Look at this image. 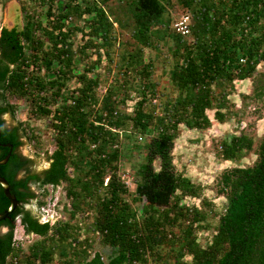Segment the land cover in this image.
<instances>
[{
    "label": "trees",
    "instance_id": "16d2710c",
    "mask_svg": "<svg viewBox=\"0 0 264 264\" xmlns=\"http://www.w3.org/2000/svg\"><path fill=\"white\" fill-rule=\"evenodd\" d=\"M173 1L122 0L127 8L121 10L112 6L114 0H103L100 6L87 3L84 8L70 0L64 10L59 0L55 25L59 33L45 30L53 49L40 57L36 49L42 48L43 42L36 39V22L30 16L23 30L0 25V118L9 114L15 121L16 108L9 96L27 98L33 114L49 117L56 131V148L51 153L45 151L49 165L38 169L35 158L18 152L31 139L24 123L2 129L0 142L13 147L0 144V160L12 151L9 161L0 165V177L9 182L18 206L0 221V264H264V135L257 147L247 133L221 142L226 160L246 152H255L257 159L250 166H235L222 173L218 193L226 197L227 207L206 245L195 235L196 228L206 227L200 224L205 213L181 204L185 196H197L200 187L178 172L173 162L181 124L189 129L208 128L211 118L207 111L215 108V117L225 120L227 114L220 109L229 92L222 90L218 98L215 86L224 89L236 80L254 78V95L264 97V74L255 76L257 66L264 61V0H178L184 14L192 19L187 36L178 34L174 21L166 17ZM125 12L126 18L133 15L131 21H123ZM84 14L91 19V30L85 34L89 38L74 51L69 41L73 30L69 27L64 31V22ZM117 23L121 28L133 27L138 42L122 54L120 68L126 74L141 66L137 71L146 79L133 114L115 106L113 87L106 92L100 110L96 109L100 79L82 73L75 57L77 52L81 59L89 57L87 49L93 46L103 47L110 59ZM258 30L262 33L257 35ZM170 40L174 44L169 49L173 57L170 83L179 94L166 101L163 116H156L146 108L149 93L155 95V82L151 80L153 65L143 62L142 52L148 47L161 53L160 46ZM96 53L101 56L99 50ZM39 62L47 71L45 78L34 69L30 71ZM100 62L94 61L87 72ZM76 75L80 84L70 88L68 81ZM0 125L5 126L6 119L1 118ZM124 135L125 139L133 135L146 139L140 146H144V161L135 169L131 200L130 190L119 175L120 160L126 155L119 146ZM63 183L68 184L67 195L73 201L58 203L69 211L71 219L82 207L83 192L92 198L89 208L95 214L90 229L99 234L103 246L110 247L109 253L95 250L90 236L80 240L78 229L69 221L44 220L43 209L53 202V191ZM10 204L0 184V214ZM18 221L26 236L37 237L27 250L23 244L14 245ZM179 225L185 226L181 229ZM174 226L181 232L175 233Z\"/></svg>",
    "mask_w": 264,
    "mask_h": 264
},
{
    "label": "rangeland",
    "instance_id": "374dc122",
    "mask_svg": "<svg viewBox=\"0 0 264 264\" xmlns=\"http://www.w3.org/2000/svg\"><path fill=\"white\" fill-rule=\"evenodd\" d=\"M58 1L53 0H0V25H3L4 20L7 24L8 16L11 12L18 13V18L13 19L9 27H13L17 24L19 30H23L27 24V17L30 16L33 22H36L34 29V35L36 39L43 42V47L36 49V52L40 56H43L45 51H51L53 49L52 41L46 38L45 30H51L54 34H58L59 30L55 29V25L58 20ZM63 2V9L66 10V4L70 1L61 0ZM5 2H7L5 4ZM114 0L112 6L121 10H125L127 7L125 2L122 0ZM73 4L80 3L84 8L87 3L95 4L99 6L104 5L103 0H73ZM174 6H168V13L166 17H170L174 22L180 18L184 12L182 6L179 5L178 0L172 2ZM123 5V6H120ZM51 9V15H48V11ZM110 17H113L109 12ZM123 21H131L133 15L126 18V12L124 13ZM90 15L84 14L82 18L78 16H71L65 20L64 31L71 29L70 42L73 43V50L77 51L81 48V45L87 42L88 33L90 28ZM18 21V22H17ZM261 24H264V19L261 20ZM75 27L82 28V30L75 29ZM15 28V27H14ZM116 28V40L112 47L111 58L109 59L106 55L105 49L103 47L96 48L90 47L87 49V53L90 54L89 57L81 59L82 54L77 52L75 55L76 59L79 58L78 69L80 71L86 72L87 76L95 77L98 76L100 79V86L97 90V95L99 97L98 102H96V109L100 110L106 92L109 91L110 87L115 90L113 100H115V106L118 108L123 107L124 112L134 113L135 106L137 102L142 98L139 91L142 90L143 80L142 75L138 73L141 66H135V70H131L128 73H123L124 69H121L119 62L122 61V54L127 53L126 50L132 49V44L137 42V37L134 34L133 27L128 26L127 28H121L119 23L115 24ZM262 33V30L256 31V34ZM96 37H93L95 39ZM97 43L100 42L99 39H95ZM138 43V42H137ZM174 45L173 41L170 40L166 44L161 45L159 50L143 47L142 60L144 63H152V75L151 80L155 82V95L151 93L148 96V102L146 103V108L155 112L156 116H163L165 110V103L167 100H172L176 98L179 94L178 89L174 84L170 83V71L173 68L172 65V54L170 52V46ZM97 50L100 51L101 56H98ZM28 53H32V49L28 47ZM34 51V49H33ZM76 53V52H75ZM100 59V64L98 67L92 71L87 72V67ZM112 59V61H111ZM40 66V68L38 66ZM30 68V71L36 75L43 78L46 77V69L37 63ZM138 70V71H137ZM264 74V61H262L257 66V71L255 76ZM264 76V75H263ZM70 88L79 85L77 75L72 77L68 81ZM254 78H249L246 80H236L232 87L231 84H227L223 89L222 87H214L215 94L220 98L222 90L224 92H229L227 94L225 105L220 109L225 112L226 118L224 121H219L215 117V112L218 109H210L207 114L211 118V125L204 129H189L184 124H181L178 128V137L176 138L175 147L173 150V162L175 164L176 170L185 176H188L192 181L200 187L199 194L197 196H185L181 204L187 205L188 207H196L205 213L206 218L201 221V226L195 229V235L201 244L206 245L207 241L212 237L215 232V228L219 223L220 215L224 213L227 207V199L225 196L218 193V182L222 173L229 168L235 166H250L254 164L257 159L255 152H246L244 155L238 156L234 160H226L222 157V145L221 142L224 140H230L234 135H240L241 133H247L254 139V147H257L264 135V97L259 99L254 95ZM131 94V98H126L127 95ZM124 98H126V103H123ZM9 101L15 105L16 117L15 121L11 120L10 115L6 114L5 119L9 124L23 122L28 134L31 139L25 141L21 150L37 160V168L43 169L49 165L46 160L45 151L50 153L56 148L54 142L55 130L50 123L49 117H40L33 114V109L30 104V100L27 98H11L8 97ZM123 132V131H122ZM154 132V131H153ZM142 136L133 135L132 139H125V135L120 137L121 144L119 145L126 155L122 156L120 160V170L119 175L121 180H123L128 186L130 193L128 195V200L132 199L135 194V169L140 162L144 161V146L140 148L146 142L143 140ZM135 146H139V149H132ZM136 148V147H135ZM143 149V150H142ZM123 153V154H124ZM107 180V179H106ZM67 183L59 186L57 190L53 191L54 199L53 202H49L45 209L44 218L50 219L53 222L57 220L69 221L77 231V237L79 239H85L91 237L94 241V249L101 250L106 254L110 252L109 246H103L100 242V236L94 233L91 229V222L93 221L94 210L89 208L92 203V198L87 195V191L83 192L84 202L82 207L77 211L75 217L71 219L69 211L63 208V203L71 204L73 201L67 195ZM80 183L76 185V190L81 189ZM51 190L52 188L49 187ZM51 196L47 197L50 200ZM59 202V203H58ZM135 206L139 204L135 203ZM36 207L35 205H33ZM70 206V205H69ZM72 209V205L70 206ZM185 226V225H184ZM184 226L179 225V228L183 229ZM175 227V226H174ZM175 227L173 230L175 233H180L181 229ZM17 236H23V245L27 250L28 246L37 239L36 236L28 237L24 234L22 225L18 221L17 225ZM89 237V238H90ZM168 251L169 247L165 246ZM191 257H187L190 260ZM151 264V262H150Z\"/></svg>",
    "mask_w": 264,
    "mask_h": 264
},
{
    "label": "water",
    "instance_id": "95a60500",
    "mask_svg": "<svg viewBox=\"0 0 264 264\" xmlns=\"http://www.w3.org/2000/svg\"><path fill=\"white\" fill-rule=\"evenodd\" d=\"M0 134H1V132H0ZM3 146H5V147L7 146V147H10L12 149L13 144L6 143V144H3ZM10 157H11V150L3 160H0V165L7 163L9 161ZM0 184L3 186L6 195L8 196V198L11 201L10 207L4 213L0 214V221H2V220L7 219L10 216V214L17 208L18 200L15 196H13L11 194V192H10L11 186H10L9 182L7 181V179L0 177ZM4 230H6V229H4Z\"/></svg>",
    "mask_w": 264,
    "mask_h": 264
},
{
    "label": "built area",
    "instance_id": "2783aa9c",
    "mask_svg": "<svg viewBox=\"0 0 264 264\" xmlns=\"http://www.w3.org/2000/svg\"><path fill=\"white\" fill-rule=\"evenodd\" d=\"M191 16L189 14H183L180 18H178L174 24H173V28L174 30L178 33L181 34L183 36H187L190 34V26H191ZM46 209V208H45ZM45 209H43L44 214H45ZM44 220H50V219H45ZM17 230L15 232V237H14V245L15 246H19L23 244V236H17Z\"/></svg>",
    "mask_w": 264,
    "mask_h": 264
},
{
    "label": "flooded vegetation",
    "instance_id": "af4514ba",
    "mask_svg": "<svg viewBox=\"0 0 264 264\" xmlns=\"http://www.w3.org/2000/svg\"><path fill=\"white\" fill-rule=\"evenodd\" d=\"M7 2H5V4H6ZM18 13L16 12V10H14V12H11L10 14H9V16H8V19H7V24H9V25H11V23H12V21H13V19H15L16 17L18 18ZM5 22H6V20H4V22H3V25H1V27H8V28H11V27H9V25H6L5 24ZM18 22V21H17ZM13 27H15L17 30H19V28H18V26H17V24L16 25H14ZM12 27V28H13ZM6 115V114H5ZM5 115H2V119L4 118L5 119ZM9 115V114H8ZM0 118V119H1ZM12 125L13 124H9V123H7L6 122V125L5 126H1L0 125V132H2L3 130L2 129H4V127H7V128H11L12 127ZM0 144L3 146V144H6V143H4V142H0ZM0 145V146H1ZM18 152H20L22 155H24V156H28L27 154H25L21 149L18 151ZM11 154H12V151H11ZM28 157H30V156H28Z\"/></svg>",
    "mask_w": 264,
    "mask_h": 264
}]
</instances>
